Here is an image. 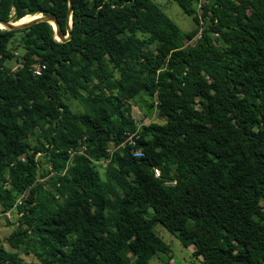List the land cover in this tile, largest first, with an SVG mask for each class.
I'll return each instance as SVG.
<instances>
[{
    "label": "trees",
    "instance_id": "16d2710c",
    "mask_svg": "<svg viewBox=\"0 0 264 264\" xmlns=\"http://www.w3.org/2000/svg\"><path fill=\"white\" fill-rule=\"evenodd\" d=\"M68 1L67 39L0 27V264H149L155 223L200 264H264V0H173L187 30L155 0H0V19L64 34ZM141 94L160 120L120 145Z\"/></svg>",
    "mask_w": 264,
    "mask_h": 264
},
{
    "label": "rangeland",
    "instance_id": "374dc122",
    "mask_svg": "<svg viewBox=\"0 0 264 264\" xmlns=\"http://www.w3.org/2000/svg\"><path fill=\"white\" fill-rule=\"evenodd\" d=\"M158 5L165 11L169 17H171L175 23L181 29H189L192 27L193 22L189 16L184 14L179 6L173 0H155ZM202 4L208 5V0H196L195 2V11L199 13L202 9ZM27 15V14H25ZM23 17V16H22ZM21 18V17H19ZM17 18V19H19ZM200 24L207 21V16H203L200 18ZM16 20V19H14ZM198 33L192 35L191 37L184 39V45L189 46L194 42ZM154 47L153 43L148 45V49L152 50ZM17 51H14V53ZM5 64L11 65L13 68L16 63L14 61V57L8 59ZM84 83L88 85L89 80L87 78L84 79ZM148 98L141 94V96L136 95L133 99L125 101V110L124 113L129 116L131 121L136 125H144L150 121H158L160 118L156 114V110L154 108L155 103L153 105L148 104ZM66 101L69 103L70 107L74 110H81L83 108V104L76 99L66 98ZM31 141H34V138L29 135L28 136ZM112 145L109 144V147ZM36 156H40L39 152L36 153ZM98 164L100 166L105 165V161L99 160ZM16 216L15 212L11 210L4 211L0 213V243L5 248H11L7 243V236L11 229L16 225ZM154 231L158 234L168 245L163 251H157L152 254V257L149 259V264H200L199 257L192 255L191 251L193 249V245L189 244L187 246H183L174 233L167 230L159 223H155L153 226ZM112 237L118 239L119 236L116 233H112ZM21 256L30 260L33 258L31 253L24 254L21 253ZM129 259L132 260L133 254H129ZM124 264H129V262H125Z\"/></svg>",
    "mask_w": 264,
    "mask_h": 264
},
{
    "label": "water",
    "instance_id": "95a60500",
    "mask_svg": "<svg viewBox=\"0 0 264 264\" xmlns=\"http://www.w3.org/2000/svg\"><path fill=\"white\" fill-rule=\"evenodd\" d=\"M70 11H71V5H70V2L68 1L66 31L64 34L61 33L59 25H58L55 17L53 15H50V14L44 15V14L39 13V14H35V16H33L31 18H28L26 20H20V21L17 19L16 20H2V19H0V24L2 25V27L12 29V28H18V27L28 25V24L36 21V20L43 19V20H47L51 23L56 38L67 39L70 35V25H71Z\"/></svg>",
    "mask_w": 264,
    "mask_h": 264
},
{
    "label": "built area",
    "instance_id": "2783aa9c",
    "mask_svg": "<svg viewBox=\"0 0 264 264\" xmlns=\"http://www.w3.org/2000/svg\"><path fill=\"white\" fill-rule=\"evenodd\" d=\"M43 66V64L41 63V64H39V65H37V66H35L34 67V72L35 73H38L39 72V70H40V67H42ZM138 127H139V125H137L136 126V129L135 130H132V131H129V130H125L124 131V138H123V140L120 142V145H124L125 143L126 144H129V145H132V144H134V142H135V138L138 136ZM110 145H112V143H110ZM113 146V145H112ZM111 146V147H112ZM110 147H108V149H109ZM134 155H140L141 154V150L140 149H134V151L132 152ZM153 173L155 174V175H158V169L157 168H153ZM169 182H172V180L171 181H168L167 183H169Z\"/></svg>",
    "mask_w": 264,
    "mask_h": 264
},
{
    "label": "bare ground",
    "instance_id": "6f19581e",
    "mask_svg": "<svg viewBox=\"0 0 264 264\" xmlns=\"http://www.w3.org/2000/svg\"><path fill=\"white\" fill-rule=\"evenodd\" d=\"M35 14H39V13H34V14H27V15H24L23 17H21V18H19V19H17V20H26V19H28V18H31V17H33V16H35ZM0 27H2V25L0 24Z\"/></svg>",
    "mask_w": 264,
    "mask_h": 264
}]
</instances>
